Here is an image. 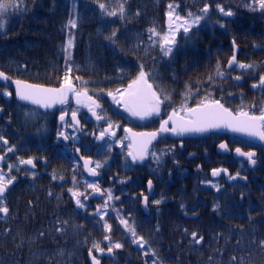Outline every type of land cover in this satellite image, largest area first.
<instances>
[{"label": "trees", "instance_id": "1", "mask_svg": "<svg viewBox=\"0 0 264 264\" xmlns=\"http://www.w3.org/2000/svg\"><path fill=\"white\" fill-rule=\"evenodd\" d=\"M120 3L123 18L119 12L109 16ZM206 3L209 12L202 14ZM218 4L233 14L224 15ZM251 4L253 0H16L0 17L6 24L0 31V64L21 79L46 85H58L66 75L82 80L76 78L82 75L94 91L125 87L141 66L151 82L216 81L235 87L237 75H264V11L247 6ZM173 10L175 16L191 11L204 18L189 33L177 32L173 51L165 56L159 44L169 32L167 13ZM153 28L159 36L152 35ZM113 31L115 37L106 39ZM233 42L240 47L238 64L228 71ZM240 63L253 67L241 69ZM205 179H191L184 197L168 207L160 228L135 229L146 242L143 247L134 246L129 225L101 236L94 217L69 229L61 222L62 231L47 225L37 232L36 198L25 192L6 217L0 215V264H90L87 254L97 251L94 245L108 249L117 242L122 247H113L114 257L103 264H264V199L250 198L247 209L228 192L206 188ZM193 232L197 239L203 237L199 244Z\"/></svg>", "mask_w": 264, "mask_h": 264}, {"label": "flooded vegetation", "instance_id": "2", "mask_svg": "<svg viewBox=\"0 0 264 264\" xmlns=\"http://www.w3.org/2000/svg\"><path fill=\"white\" fill-rule=\"evenodd\" d=\"M0 71L11 77L8 81L0 79V136L8 141L5 144L0 140V176L5 179L15 177L0 197V202L10 211L23 200L25 192L32 193L36 198L37 232L47 225L54 230L59 227L62 231L61 222H65L69 229L72 225H80V221L87 222L90 217H94L101 236L109 228L127 229L121 220L135 229L140 226L160 228L168 207L184 197L191 179L201 176H206L207 184L211 183L210 186L208 184L210 190L228 192L232 199L245 202L247 209L250 198L264 199V141L251 140L228 131L183 135L164 132L149 144L143 161L133 162L128 156L131 137L125 131H158L161 122L168 119L173 110L186 117V113L181 111L182 105L195 107L204 100H219L234 113L243 108L259 115L260 109L264 108V88H253L252 85L258 83L261 75H237L240 84L235 87L215 81L160 83L153 86L163 100L160 112L143 119L133 116L124 107L123 93L130 83L117 90L94 91L82 75L76 76L82 80H72L73 86L78 91L86 88L100 105L95 111L102 119L97 120L86 105L76 103L71 92L66 103L54 104L50 108L21 102L16 96L13 80L23 79L1 64ZM61 83L53 87L58 88ZM5 89L12 93L10 97L3 95ZM165 96L169 99L164 100ZM246 102H251L254 107L246 108ZM73 111L78 125L72 119ZM62 114L65 115L63 122L60 120ZM109 123L112 128L103 139H99ZM58 132H63L69 139L58 136ZM221 144L227 147L221 149ZM12 146L14 150L9 152L8 148ZM237 148L242 152H255L257 165L237 154ZM30 158L35 167L20 163V160ZM85 160L89 161L88 168L95 169L96 175L89 173ZM97 162L101 167H96ZM214 169H226L228 174L223 172L213 179L211 172ZM230 176H236V179H230ZM89 184L97 185L99 191L89 188ZM69 189L83 194L79 199L84 207L77 205ZM109 193L113 197L111 200L108 199ZM157 200L159 204L154 203ZM43 217L45 220L41 222ZM107 256H101L102 264L106 263Z\"/></svg>", "mask_w": 264, "mask_h": 264}, {"label": "snow or ice", "instance_id": "3", "mask_svg": "<svg viewBox=\"0 0 264 264\" xmlns=\"http://www.w3.org/2000/svg\"><path fill=\"white\" fill-rule=\"evenodd\" d=\"M253 5L258 6V8L264 11V0H253V4L247 5L248 7H252L253 10H256ZM16 0H2L0 2V17L4 15L6 10L9 7H15ZM101 9H105L106 5L101 3L99 5ZM218 10L223 13L224 15L231 16L233 13L228 10L225 11V8L221 5H217ZM169 9H173V5L169 4ZM125 11L124 4L120 3L119 8L108 12L109 16H116L117 12L121 14V19L123 18V13ZM202 14H207L209 12V5L206 3L202 9H200ZM169 17V32L164 34L160 40V48L162 50L163 55L167 56L172 53L173 48L171 45L175 44V36L176 33L179 32L181 29L185 34L189 33L190 30L194 25L199 24L201 19L204 18L203 15L200 14H193L191 11L188 12L186 17H181L177 15L175 20L182 21L181 24L177 25L175 29L172 28V24L175 23L173 20L174 10L169 11L167 13ZM72 26L75 27V21H71ZM6 27L5 22L0 19V31L4 30ZM223 27V25H221ZM152 35L159 36L160 33H157L156 30L150 29L149 30ZM116 32L113 31L112 36L106 37V39H112L115 37ZM151 36L149 39L151 40ZM115 42V41H113ZM234 43V42H233ZM72 41H68V48H71ZM236 62V56L233 55L232 58L229 60V67H232L233 64ZM241 69H251L253 65L251 64H243L240 63L238 65ZM69 71L71 69L69 68ZM219 75H223V73H219ZM148 74L143 70V66H141V70L136 79H134L127 87V89L123 93V103L125 109L130 112L133 116L140 117L141 119L151 116L153 114H159L160 106L163 103L160 95L157 94L156 91L153 90V85L148 82L147 79ZM0 79L4 81H8L11 77L7 76L3 71H0ZM77 79H80L77 77ZM237 80L240 77H236ZM16 86V96L19 97L20 100L30 101L32 104L40 105L44 108H50L54 104H64L67 102L68 94L74 93L76 97V103L78 105H86L92 115L96 116L97 120L102 119L100 115L97 114L95 109L100 108V105L93 99L91 95L88 94L87 89L85 88L83 91H78L72 83V80L66 75L63 78V82L61 83L60 87L58 88H48L44 87L39 84H28L24 81L19 79L13 81ZM253 88L261 87L264 88V75H261L259 78L258 83L252 85ZM3 95L11 96L12 93L7 91L6 89L3 90ZM108 95H112L111 92ZM115 98V97H114ZM169 99V97L165 96L164 100ZM254 107V106H250ZM181 111L186 113L185 116H180L175 110H173L172 114L168 116V119L163 120L160 124V128L158 131L150 132V133H132L131 134V143L128 145L129 152L128 156L131 157L133 162L136 161H143L145 156L148 154V146L151 144L153 140L156 139L159 133L164 132H172L176 135H183L185 133L196 132L202 133L206 132L210 129H217V128H229L235 132H242L246 133L249 136L258 137L261 141H264V108L260 109V114L255 115L251 114L249 111L239 110L238 112H233L226 108L219 100H204L199 103L195 107H187L186 104L182 105ZM72 119L78 125L79 121L76 119V112H72ZM60 120L63 122L65 120V115L62 114L60 116ZM171 125V127H169ZM112 128V124L109 123L108 128L105 129L103 132L100 133L99 139H103L106 132L110 131ZM127 132H131V129H125ZM115 135V133H112ZM58 136H63L65 140L69 139L67 135L63 132H58ZM0 140H3L5 144L8 143L7 140L4 139L3 136H0ZM227 147L226 144H221L220 148L225 149ZM14 150V146L9 147L8 151L11 152ZM79 151V149H77ZM236 153L240 156H244L247 158L248 162L251 164H255L256 160L254 159L255 153L254 152H242L240 148H237ZM153 155H155L153 153ZM2 159V157H0ZM21 164H28L35 167L33 160H20ZM89 161L85 160V167L88 168ZM96 167H101L100 163L97 162ZM11 170V166H10ZM88 171L92 175H96V171L94 168H88ZM221 171L227 172L226 169H214L212 172L213 176L219 175ZM239 176V173L236 174ZM236 176H230V179H236ZM55 178V177H54ZM246 179V177L244 178ZM15 177H11L10 179H5L3 176H0V197H3L5 191L8 189V186L13 183ZM149 188H151V181L148 182ZM89 188H92L95 191H99V188L95 184H89ZM72 192L73 197L76 198V203L80 207H84L79 199L82 193H78L69 189ZM86 198V197H85ZM113 197L109 193L108 199L111 200ZM118 199V197H117ZM145 202H147V197H145ZM154 203L159 204L160 201H154ZM107 204H105V207ZM99 211V209H98ZM9 209L6 206H2V202H0V213L7 215ZM126 227H128L127 221L121 220ZM106 228H109L108 225H105ZM110 230V228H109ZM128 230L131 232L134 243H137L140 247L144 246L146 243L143 240V237L137 236L134 227H129ZM57 231H61V229H57ZM43 235V233H41ZM192 237L195 243L199 244L203 237L197 239V234L195 232L192 233ZM105 239H108L106 236ZM261 247L264 248V241H261ZM97 251H103L104 249L100 248L99 245H94ZM113 247L119 249L122 245L117 242L114 245L110 246L107 250L109 252L112 251ZM91 251V250H90ZM154 254V253H153ZM147 255V253H145ZM235 259V257H233ZM94 264H99V261L93 257ZM155 264V261L153 262Z\"/></svg>", "mask_w": 264, "mask_h": 264}, {"label": "water", "instance_id": "4", "mask_svg": "<svg viewBox=\"0 0 264 264\" xmlns=\"http://www.w3.org/2000/svg\"><path fill=\"white\" fill-rule=\"evenodd\" d=\"M173 18H175V16L173 15ZM168 21H169V17H168ZM234 45V51H233V55H235L236 56V62H237V57H238V52H239V50H240V47H238L237 45H235V44H233ZM232 55V56H233ZM232 58V57H231ZM230 58V59H231ZM229 59V60H230ZM229 62V61H228ZM236 62L233 64V66L236 64ZM232 66V67H233ZM227 67H229V63L227 64ZM232 67H229V68H232ZM13 81H15V80H13ZM21 81H24V82H26V83H28V84H36V83H31V82H28V81H25V80H21ZM42 86H44V85H42ZM16 87V86H15ZM44 87H48V88H56V87H51V86H44ZM18 99H19V97H18ZM20 100V99H19ZM21 102H24V103H26V104H32L30 101H24V100H20ZM57 104H59V103H57ZM32 105H35V104H32ZM36 106V105H35ZM40 106V105H39ZM226 107V106H225ZM227 108V107H226ZM229 109V108H228ZM230 110V109H229ZM232 111V110H231ZM210 131H228V132H232V133H236V134H239V135H241V136H244V137H246V138H249V139H251V140H255V141H259V142H261V140L258 138V137H253V136H249V135H247L246 133H242V132H235V131H232L231 129H229V128H217V129H210V130H208V131H206V132H202V133H207V132H210ZM132 133H135V132H129V134H130V137H131V134ZM192 134H201V133H196V132H192ZM156 140V139H155ZM155 140H153L152 142H154ZM255 153V152H254ZM256 154V153H255ZM255 159V158H254ZM256 160V159H255ZM256 164V163H255ZM257 165V164H256ZM213 172V171H212ZM212 172H211V177L212 178H218L224 171H221L220 172V174L219 175H216V176H213L212 175ZM226 174H228V172H226ZM113 250L111 251V252H109L108 250H106V251H98L97 252V254H95L94 252H92V251H89L88 252V260H89V262H90V264H94V261H93V257H95L96 258V260H98L99 261V264H102L101 263V260H100V257L103 255V254H108V255H113Z\"/></svg>", "mask_w": 264, "mask_h": 264}, {"label": "bare ground", "instance_id": "5", "mask_svg": "<svg viewBox=\"0 0 264 264\" xmlns=\"http://www.w3.org/2000/svg\"><path fill=\"white\" fill-rule=\"evenodd\" d=\"M168 25H169V23H168ZM233 51H234V48H233V50H232V55H233ZM239 52H240V50H239ZM239 52H238V55H239ZM226 69L228 70V71H231V70H233L234 68H229V67H227L226 66ZM147 79H148V82L150 83V84H152L153 86H157L158 84H160V83H168V81H155V82H151L150 81V79L147 77ZM216 82V81H215ZM202 177H204V178H206V176H202ZM205 181H206V179H205ZM107 249H104L103 251H106Z\"/></svg>", "mask_w": 264, "mask_h": 264}, {"label": "rangeland", "instance_id": "6", "mask_svg": "<svg viewBox=\"0 0 264 264\" xmlns=\"http://www.w3.org/2000/svg\"><path fill=\"white\" fill-rule=\"evenodd\" d=\"M181 23H182V21L175 20V23L172 24V28L175 29L177 27V25H179ZM168 29H169V25H168ZM208 184H209V186L211 185V183H208Z\"/></svg>", "mask_w": 264, "mask_h": 264}]
</instances>
